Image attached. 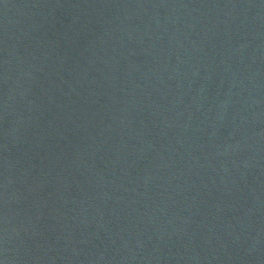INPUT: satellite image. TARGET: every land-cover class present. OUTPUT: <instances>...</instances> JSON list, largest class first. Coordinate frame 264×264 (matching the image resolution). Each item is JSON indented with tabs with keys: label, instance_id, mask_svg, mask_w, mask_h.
Returning a JSON list of instances; mask_svg holds the SVG:
<instances>
[{
	"label": "water",
	"instance_id": "1",
	"mask_svg": "<svg viewBox=\"0 0 264 264\" xmlns=\"http://www.w3.org/2000/svg\"><path fill=\"white\" fill-rule=\"evenodd\" d=\"M0 264H264V0H0Z\"/></svg>",
	"mask_w": 264,
	"mask_h": 264
}]
</instances>
